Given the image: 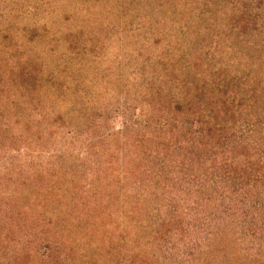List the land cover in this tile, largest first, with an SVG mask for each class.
<instances>
[{
  "label": "rangeland",
  "instance_id": "374dc122",
  "mask_svg": "<svg viewBox=\"0 0 264 264\" xmlns=\"http://www.w3.org/2000/svg\"><path fill=\"white\" fill-rule=\"evenodd\" d=\"M246 1L245 9L255 10L258 38L253 42L261 45L264 60V0ZM139 2L145 1L131 0V7L117 1L113 13L110 6L93 15L109 32L100 34L108 37L101 38V49L92 55L98 83L90 105H81L80 123L71 122L75 115L69 110L65 122L55 120L45 133L36 109L27 106L25 114L13 106L0 110V264L59 259L60 264L63 259V264H264L262 190L240 186L233 192L228 183L223 193L210 192L209 197L196 194L195 182L175 174L168 191L155 186L152 174L137 175L146 168L136 159L134 145L155 138L157 126L143 128L146 108L111 89V67L117 64L111 62L126 57L119 52L123 45L111 44V36L138 33L140 39L153 24L160 35L177 19L163 9L172 10L171 3L156 0L149 12ZM135 4L140 7L132 8ZM27 8L34 10L33 5ZM51 9L59 33L70 32L71 21L92 22L83 0H55ZM136 49L145 54L144 46ZM0 85L11 87L12 82L1 77Z\"/></svg>",
  "mask_w": 264,
  "mask_h": 264
},
{
  "label": "trees",
  "instance_id": "16d2710c",
  "mask_svg": "<svg viewBox=\"0 0 264 264\" xmlns=\"http://www.w3.org/2000/svg\"><path fill=\"white\" fill-rule=\"evenodd\" d=\"M54 1L0 0V78L12 82L0 85V110L36 109L45 133L55 120L65 122L69 110L75 115L71 122L80 123V111L91 103L99 72L92 55L108 37L100 36L107 29L93 15L110 6L113 13L117 1L131 7V0H83L92 22L71 21L73 29L64 34L52 21ZM144 1L139 4L153 11L156 0ZM158 1L173 4L172 10L163 6L173 21L177 18L170 30L158 35L153 24L140 39L138 33L111 36V44L123 45L119 52L126 54L122 62L117 56L111 62L117 63L111 67V89L146 108L143 128L157 126L155 138L134 145L146 168L137 175L152 174L155 186L166 191L175 174L195 182L198 195L223 193L228 183L233 192L242 186L264 194V60L261 45L253 42L258 38L254 8L245 9V0ZM138 44L145 54L137 51Z\"/></svg>",
  "mask_w": 264,
  "mask_h": 264
}]
</instances>
